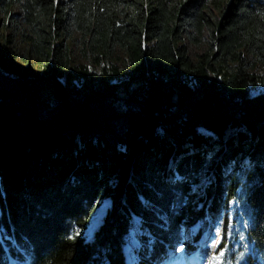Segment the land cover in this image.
<instances>
[{"label":"trees","instance_id":"16d2710c","mask_svg":"<svg viewBox=\"0 0 264 264\" xmlns=\"http://www.w3.org/2000/svg\"><path fill=\"white\" fill-rule=\"evenodd\" d=\"M17 2L44 62L13 69L0 40V264H160L175 243L195 248L180 232L207 227L228 200L241 238L224 264H264V74L249 70L264 66V0H0V10L10 19ZM72 30L98 72L64 71L60 37ZM204 30L193 59L184 43ZM115 48L125 65L105 66ZM101 197L110 204L88 236Z\"/></svg>","mask_w":264,"mask_h":264},{"label":"rangeland","instance_id":"374dc122","mask_svg":"<svg viewBox=\"0 0 264 264\" xmlns=\"http://www.w3.org/2000/svg\"><path fill=\"white\" fill-rule=\"evenodd\" d=\"M62 0H53V2ZM10 14L12 17L9 19L5 12L0 10V40L4 41L7 46V59L11 68L16 70L28 69L32 73H40L42 71V63L44 62L43 56H35L30 44L25 37L26 33L24 23L22 22V8L19 2L13 4L10 7ZM63 40V44L69 48L68 61L65 65L64 71L76 70L81 65H87L89 68L99 71L101 65L94 61L93 53L91 50L83 44L79 38L77 31L72 30L68 36L65 34L60 37ZM207 31L204 30L197 43L185 41L184 45L187 48V53L193 59L198 54L204 52L207 49ZM125 53L118 48L114 49L112 56L106 57L103 61L105 66L116 65L122 67L126 63ZM250 60V59H249ZM249 62V61H248ZM249 70L264 74V66L256 63L249 62ZM262 86H256L252 88V92L256 93L262 90ZM218 158V156L210 155L205 165L198 172V181L195 184H191V188L198 189L205 185L207 180L206 169L209 166L211 160ZM198 198V197H197ZM197 207L202 206L199 199L196 201ZM109 198H99L97 203L89 214V225L86 228V234L89 236L92 234L95 227L104 217L109 207ZM238 210V201L228 200L226 202L219 203L215 209L214 217H211L207 227H203V221L197 219L193 224L188 226L185 230L180 232L182 236L181 241L191 240L195 244V248L187 249L183 244H174L169 247L170 257H167L160 264H184L186 261L194 262V264H206L207 260H216L215 264H224V257L227 252L226 245H229L234 241V235L237 234V238H241V231L237 225L236 211ZM148 242L152 241L148 237ZM235 243V241H234ZM135 231L130 228L125 236L124 253L128 260H132L131 250L139 246ZM215 245V247H213ZM204 247L206 255L204 259H200L196 255L200 254ZM192 255H191V254Z\"/></svg>","mask_w":264,"mask_h":264},{"label":"bare ground","instance_id":"6f19581e","mask_svg":"<svg viewBox=\"0 0 264 264\" xmlns=\"http://www.w3.org/2000/svg\"><path fill=\"white\" fill-rule=\"evenodd\" d=\"M194 244V243H193ZM195 245V244H194ZM201 247V249L203 250L200 254H196L198 257H199V259H200V262H201V259H204V257H205V255H206V252H205V250H204V247H202V246H200ZM191 254V253H190ZM192 255V254H191ZM186 263L187 264H194V262L192 263V262H190V261H186ZM216 263V260H212L211 259V257H210V259L209 260H207V262H206V264H215ZM201 264V263H200Z\"/></svg>","mask_w":264,"mask_h":264},{"label":"snow or ice","instance_id":"6c2138e0","mask_svg":"<svg viewBox=\"0 0 264 264\" xmlns=\"http://www.w3.org/2000/svg\"><path fill=\"white\" fill-rule=\"evenodd\" d=\"M213 247H215V245H213Z\"/></svg>","mask_w":264,"mask_h":264}]
</instances>
